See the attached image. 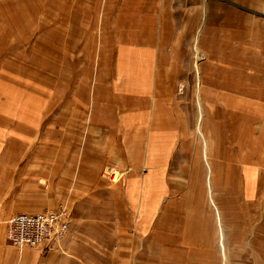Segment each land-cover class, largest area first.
<instances>
[{
	"label": "crops",
	"instance_id": "0c3cea01",
	"mask_svg": "<svg viewBox=\"0 0 264 264\" xmlns=\"http://www.w3.org/2000/svg\"><path fill=\"white\" fill-rule=\"evenodd\" d=\"M104 23L108 101L93 117L98 148H90L101 160L93 170L65 169L58 154H0V264H78L71 257L96 255L71 246L77 225L93 222L95 211L105 224L103 209L126 225L151 227L142 257L192 256L207 240L214 248L217 240L248 241L242 255L264 257V0H106ZM195 126L200 142L191 139ZM194 143L202 152L191 151ZM21 155L40 178L31 188L38 195L20 190L17 199ZM102 165L121 179L102 176ZM209 191L216 208L235 210L225 236L208 212ZM162 194L170 200L160 206ZM60 204L73 209L64 248L11 244L12 216ZM119 241L115 256L137 255L132 239Z\"/></svg>",
	"mask_w": 264,
	"mask_h": 264
},
{
	"label": "rangeland",
	"instance_id": "374dc122",
	"mask_svg": "<svg viewBox=\"0 0 264 264\" xmlns=\"http://www.w3.org/2000/svg\"><path fill=\"white\" fill-rule=\"evenodd\" d=\"M48 3L52 5L46 8ZM105 3L106 0H0V154L9 149H16L21 154H58L65 169H96L95 164L101 157L90 151V148H98L92 144L97 137L92 121L97 108H105L108 101L102 89L108 68L110 35L104 23ZM57 4H61L58 10ZM42 25L43 30L33 32L35 26ZM177 90H184L179 82ZM200 134V129L195 126L191 139L200 142ZM23 141H26L25 145L21 143ZM200 147L202 152L203 144L194 143L191 151H198ZM24 158V155L19 157V165L14 169L17 199L20 190L27 196L38 195L31 188L38 186L36 181L40 177L33 176L35 168H25L29 160ZM55 160L50 161V165L55 166ZM106 167L102 165L99 171L111 180L107 175L111 170ZM169 178L160 182L165 191ZM169 195H161L160 206L170 200ZM208 195V212L217 233L225 236L233 228L228 222L237 219L232 215L235 210L216 208L214 192L209 191ZM60 208H65L71 215L70 232L73 209L67 204L30 214ZM97 211H107L110 215L105 224H99L103 218L98 219L101 217L95 211L93 215L97 218L93 222L77 225L75 233L78 237L71 246L74 251L89 250L96 255L71 257L73 263L264 264V257L242 255L243 249L248 248V241L217 240L214 248L207 240L202 242L205 247L193 249L192 256L142 257L140 255L151 247L146 241L151 235V227L126 225L125 218L118 213L114 217L111 210ZM245 215L241 214L239 218L242 223L247 222ZM244 225H240L241 230H247ZM120 237L133 240V252H138L136 256L114 255L121 247ZM62 243L56 246L64 248Z\"/></svg>",
	"mask_w": 264,
	"mask_h": 264
},
{
	"label": "built area",
	"instance_id": "2783aa9c",
	"mask_svg": "<svg viewBox=\"0 0 264 264\" xmlns=\"http://www.w3.org/2000/svg\"><path fill=\"white\" fill-rule=\"evenodd\" d=\"M112 181L121 179L119 171H109ZM71 215L65 208L47 212L19 213L8 221V239L13 246L23 250L56 246L64 241L70 225Z\"/></svg>",
	"mask_w": 264,
	"mask_h": 264
},
{
	"label": "bare ground",
	"instance_id": "6f19581e",
	"mask_svg": "<svg viewBox=\"0 0 264 264\" xmlns=\"http://www.w3.org/2000/svg\"><path fill=\"white\" fill-rule=\"evenodd\" d=\"M11 6H12V5H11ZM11 6H9V8H10Z\"/></svg>",
	"mask_w": 264,
	"mask_h": 264
}]
</instances>
